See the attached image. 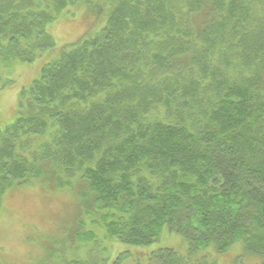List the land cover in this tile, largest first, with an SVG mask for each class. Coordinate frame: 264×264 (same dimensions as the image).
Segmentation results:
<instances>
[{"label": "trees", "instance_id": "obj_1", "mask_svg": "<svg viewBox=\"0 0 264 264\" xmlns=\"http://www.w3.org/2000/svg\"><path fill=\"white\" fill-rule=\"evenodd\" d=\"M79 5L101 29L45 64L0 128V214L44 186L80 201L70 249L166 229L187 256L160 264H216L238 243L264 264V0H0V99Z\"/></svg>", "mask_w": 264, "mask_h": 264}, {"label": "rangeland", "instance_id": "obj_2", "mask_svg": "<svg viewBox=\"0 0 264 264\" xmlns=\"http://www.w3.org/2000/svg\"><path fill=\"white\" fill-rule=\"evenodd\" d=\"M91 13L85 5L73 6L48 26L47 31L55 42V49L37 59L31 69L21 70V78L17 80L13 93L4 92L0 99L1 129L14 121L15 115H12L11 109L17 107L20 90L29 88L34 80L40 78L45 64L60 59L64 48L76 43L82 36H92L101 29L96 24L103 20L97 22ZM87 27H93L94 31H89ZM81 212L80 201L71 192H52L44 186L14 190L5 197L0 214V264H60L65 255L70 261L78 257V260L85 261V254L97 256L99 250L106 253L104 258L108 256L107 264H160L157 256L168 250L182 257L187 256V240L166 229L159 241L148 247L135 248L109 241L102 232L97 231L94 246L83 245L77 240L73 247L79 246V250L70 249ZM74 251L77 254H73ZM152 252H156V255L153 256ZM261 262V258L252 256L241 243L223 255H216V264ZM89 263L100 264V260L93 258Z\"/></svg>", "mask_w": 264, "mask_h": 264}]
</instances>
